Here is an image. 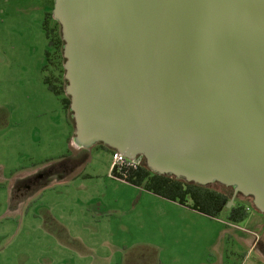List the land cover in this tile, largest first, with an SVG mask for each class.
I'll return each mask as SVG.
<instances>
[{"label":"water","instance_id":"obj_1","mask_svg":"<svg viewBox=\"0 0 264 264\" xmlns=\"http://www.w3.org/2000/svg\"><path fill=\"white\" fill-rule=\"evenodd\" d=\"M79 148L264 213V0H54Z\"/></svg>","mask_w":264,"mask_h":264},{"label":"rangeland","instance_id":"obj_2","mask_svg":"<svg viewBox=\"0 0 264 264\" xmlns=\"http://www.w3.org/2000/svg\"><path fill=\"white\" fill-rule=\"evenodd\" d=\"M53 7L0 0V264H264L254 205L238 222L229 207L211 218L114 179L99 144L74 148L73 118L44 82L64 75L61 54L44 68Z\"/></svg>","mask_w":264,"mask_h":264},{"label":"trees","instance_id":"obj_3","mask_svg":"<svg viewBox=\"0 0 264 264\" xmlns=\"http://www.w3.org/2000/svg\"><path fill=\"white\" fill-rule=\"evenodd\" d=\"M49 19H54L52 12H48L46 14L43 22V27L45 29L50 47V49L46 51L47 61L44 65L45 70L49 66V62H52L51 56L54 53L61 54L62 58H64V41L62 35L61 33L57 34L56 29L49 26ZM55 21L56 24L60 26V23L57 20ZM63 72L65 73L64 65ZM44 82L50 91L61 97L67 116L69 117V115H71L72 117V111L70 110V97L65 93L66 79L64 78V75L58 76L55 79L51 75H46ZM99 145L110 150L112 153L116 151L104 144ZM65 157L66 160L69 158L73 159L72 156L69 157L66 155ZM111 175L114 179L123 180L135 186L141 187L162 198L190 207L191 209L203 213L211 218L217 217L227 207V203L232 197L230 191L231 187L223 186V190H217L212 186H201L189 183L182 179H176L171 176L154 173L147 167L144 159L143 163L137 167L115 165L112 167ZM246 207L247 205L242 203L240 204V202L238 204L235 203V205L229 210V219L233 222H238L244 219L247 216Z\"/></svg>","mask_w":264,"mask_h":264},{"label":"built area","instance_id":"obj_4","mask_svg":"<svg viewBox=\"0 0 264 264\" xmlns=\"http://www.w3.org/2000/svg\"><path fill=\"white\" fill-rule=\"evenodd\" d=\"M143 163V158L129 159L123 153L115 151L112 153V167L115 165H127L137 167Z\"/></svg>","mask_w":264,"mask_h":264},{"label":"flooded vegetation","instance_id":"obj_5","mask_svg":"<svg viewBox=\"0 0 264 264\" xmlns=\"http://www.w3.org/2000/svg\"><path fill=\"white\" fill-rule=\"evenodd\" d=\"M52 171H54V170H51V171H49V172H46L45 174V176H47V178H49L50 176H52ZM55 173V172H54ZM39 177H42L41 175L39 176ZM39 179V178H38ZM34 180H36V178L34 179ZM245 199V204H247V207H246V209H247V215H248V211H249V209H251V207L250 206H252L253 204H251L252 203V201H251V199L249 198V197H245V196H243ZM241 202V201H240ZM243 202V201H242ZM262 215H263V217H264V213H262ZM260 248V252H262L263 254H264V234H262V235H258L257 236V239L255 240V242H254V244H253V246H252V248Z\"/></svg>","mask_w":264,"mask_h":264},{"label":"crops","instance_id":"obj_6","mask_svg":"<svg viewBox=\"0 0 264 264\" xmlns=\"http://www.w3.org/2000/svg\"><path fill=\"white\" fill-rule=\"evenodd\" d=\"M74 131H75V127H74ZM73 136H74V132H73ZM73 138V137H72ZM74 148L75 149H78V150H81V149H83V148H79V147H77V146H75L74 145ZM117 180V179H116ZM118 181H120V182H122V183H126V184H128V182H126V181H123V180H118ZM129 184H131V183H129ZM131 185H133V184H131ZM135 186V185H134ZM136 187H138V186H136ZM149 192V191H148ZM152 193V192H151ZM154 194V193H153ZM156 195V194H155ZM158 196V195H157ZM174 202V201H173ZM179 204V203H178ZM181 205V204H180ZM183 206V205H182ZM184 208H186L187 210H193L194 211V209H191L190 207H187V206H185ZM196 211V210H195ZM198 212V211H197ZM207 216V215H206ZM259 221H260V219H259ZM255 242V241H254ZM254 242H253V244H254ZM253 244H251V248H252V246H253Z\"/></svg>","mask_w":264,"mask_h":264}]
</instances>
